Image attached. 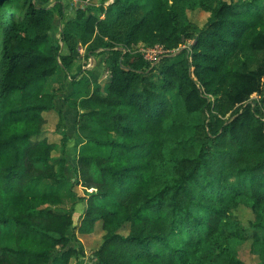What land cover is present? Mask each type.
I'll return each mask as SVG.
<instances>
[{
  "label": "trees",
  "instance_id": "16d2710c",
  "mask_svg": "<svg viewBox=\"0 0 264 264\" xmlns=\"http://www.w3.org/2000/svg\"><path fill=\"white\" fill-rule=\"evenodd\" d=\"M98 1L0 0V264H70L99 222L87 264H264V0ZM159 46L175 56L149 61ZM60 70L86 92L67 99L94 190L76 226L67 143L40 139Z\"/></svg>",
  "mask_w": 264,
  "mask_h": 264
},
{
  "label": "rangeland",
  "instance_id": "374dc122",
  "mask_svg": "<svg viewBox=\"0 0 264 264\" xmlns=\"http://www.w3.org/2000/svg\"><path fill=\"white\" fill-rule=\"evenodd\" d=\"M55 1V0H54ZM66 1L67 8H69V3L72 0H62ZM113 2V1H112ZM111 2V3H112ZM93 4L99 5L100 2L98 0H92ZM110 3H107L108 6ZM106 6V7H107ZM67 16L69 19H73L75 17L74 12L67 11ZM208 14L202 10H195L189 12V18L190 20L198 25L200 28L204 27V25L207 22ZM58 20L55 24V30L57 29V32H55V40H58L59 42L62 41V30L63 24H59ZM58 28H57V27ZM59 29V32H58ZM145 49L142 50L145 54L146 58L149 61L154 62V64L161 59V55L165 57H173L175 54H165L162 46L156 47L155 49ZM83 54H85V49L81 50ZM103 58H92L89 60V62L86 60V58H82L79 61V65L86 70H90V72L93 73V75L96 77L97 82L103 83L106 81L108 77V69L103 64ZM92 60V62H91ZM156 61V62H155ZM75 72V70L73 71ZM55 83L51 85L50 91L58 92V98L56 100V108L55 110L46 113L47 117V124L44 127V132L40 136V139L46 138L51 143L55 144H61V142L64 140L67 143V155H66V175L68 178L67 187L62 191L63 194V209H67L71 213H73V220L75 226L79 224L80 222V216L84 212L85 208L87 207V197L89 196V193H92L94 190H85V188L79 183L76 182V174H75V168L78 163V157L83 152V147L86 144V140L84 138V134L78 130L76 126V111L73 110L67 101L68 97H74L75 95L77 98H82L83 95L86 93L85 89L82 87L76 88L74 83L72 82L71 77H67L66 72L63 70H60L53 80ZM95 83V82H94ZM263 95H264V85H263ZM260 98L257 94L253 95V100L258 101ZM264 109V108H263ZM62 111V115L64 117V124L59 127V121L60 116L59 112ZM71 184L73 185V192L75 195H77V198H74L73 196H69L68 189L71 187ZM240 216L244 220H249L251 218L250 212L247 210H243L240 212ZM124 233L127 231L124 230ZM69 235H73V232L70 231ZM105 235V231L103 230L102 223L99 222L96 224L95 229L90 234L80 233L76 232L75 238L73 239L72 246H74L77 251L80 254V257L72 258L70 264H87L88 257L92 255L93 252H95L102 244L103 237ZM240 255L241 258L247 263V264H260V261L257 256L251 254L246 249H240Z\"/></svg>",
  "mask_w": 264,
  "mask_h": 264
},
{
  "label": "built area",
  "instance_id": "2783aa9c",
  "mask_svg": "<svg viewBox=\"0 0 264 264\" xmlns=\"http://www.w3.org/2000/svg\"><path fill=\"white\" fill-rule=\"evenodd\" d=\"M153 49H155V48H153ZM150 51H152L151 49H149ZM165 51V50H164ZM146 57V56H145ZM91 62H92V60H91Z\"/></svg>",
  "mask_w": 264,
  "mask_h": 264
},
{
  "label": "crops",
  "instance_id": "0c3cea01",
  "mask_svg": "<svg viewBox=\"0 0 264 264\" xmlns=\"http://www.w3.org/2000/svg\"><path fill=\"white\" fill-rule=\"evenodd\" d=\"M58 19V18H57Z\"/></svg>",
  "mask_w": 264,
  "mask_h": 264
}]
</instances>
